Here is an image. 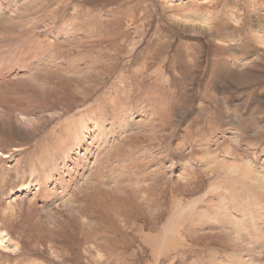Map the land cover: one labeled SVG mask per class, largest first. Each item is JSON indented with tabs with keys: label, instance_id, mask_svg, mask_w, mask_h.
Masks as SVG:
<instances>
[{
	"label": "rangeland",
	"instance_id": "374dc122",
	"mask_svg": "<svg viewBox=\"0 0 264 264\" xmlns=\"http://www.w3.org/2000/svg\"><path fill=\"white\" fill-rule=\"evenodd\" d=\"M0 264H264V0H0Z\"/></svg>",
	"mask_w": 264,
	"mask_h": 264
},
{
	"label": "bare ground",
	"instance_id": "6f19581e",
	"mask_svg": "<svg viewBox=\"0 0 264 264\" xmlns=\"http://www.w3.org/2000/svg\"><path fill=\"white\" fill-rule=\"evenodd\" d=\"M98 164V163H97ZM246 168V167H245Z\"/></svg>",
	"mask_w": 264,
	"mask_h": 264
}]
</instances>
